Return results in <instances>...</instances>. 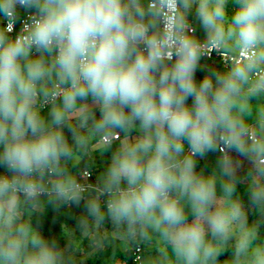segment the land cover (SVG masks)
I'll return each instance as SVG.
<instances>
[{"label": "clouds", "instance_id": "9594fccd", "mask_svg": "<svg viewBox=\"0 0 264 264\" xmlns=\"http://www.w3.org/2000/svg\"><path fill=\"white\" fill-rule=\"evenodd\" d=\"M233 3L0 0V264H82L84 240L89 255L144 242L147 264H264V219L237 193L242 158L264 218V0ZM213 52L224 70L197 80ZM114 143L95 184L71 171ZM210 152L216 167L197 171ZM82 200L68 247L33 227L45 202Z\"/></svg>", "mask_w": 264, "mask_h": 264}, {"label": "rangeland", "instance_id": "374dc122", "mask_svg": "<svg viewBox=\"0 0 264 264\" xmlns=\"http://www.w3.org/2000/svg\"><path fill=\"white\" fill-rule=\"evenodd\" d=\"M235 4L233 3V0H229V4L227 6L229 15L232 14V10L234 9ZM196 28H197V36L200 39L204 38V32L203 29L199 26L198 22L196 21ZM189 104H191V100L188 101ZM258 107H264V104L257 105ZM256 106V107H257ZM49 109L42 110V115L47 117ZM133 135H136V133H133ZM117 144L114 143L112 148L107 149L103 152L96 151L92 154V158L88 159L85 157L82 159L78 165L75 167H72L70 165L71 171L74 173L77 171L79 167H82L83 165H88L91 167V169L95 170L96 178L98 177L106 170L110 159L112 152L115 150ZM242 160V166L238 170V175L240 177L239 183L237 184V193L239 194L242 202L244 203L246 209L248 210V220L249 223H252L254 221L264 219L260 216V214L250 205V199H249V192L247 188V179H246V173L248 170V162L246 160ZM201 169L204 170L205 174H209L213 171L214 168L212 166L206 167H200L197 171H200ZM218 189V195L220 194L219 185H217ZM43 199V198H42ZM85 204V203H84ZM59 211H66V209L61 206H56L54 204H48L45 202L44 208L41 212L33 213L31 216V223L34 228H36L38 231L42 233V235L46 239H55L59 246L61 248H66L69 245V233H72L75 237H80V231L78 228V221L75 222L73 225H67L65 222L62 221V219L56 215ZM68 217L72 218L71 215L66 214ZM84 215V214H83ZM81 217V216H80ZM105 228L109 231L112 230V225L110 220L106 219L105 222ZM260 236L262 239H264V224L261 225L260 228ZM143 245L145 249L144 254V263L147 264V261L150 256H155L156 250L155 248H150L147 244L144 242H139ZM136 243L130 244L127 248H124L121 246V243L119 241H115L113 245L107 246L104 250L98 251L92 255H89V252L91 249L88 247V241L84 240L81 242L80 247L84 249V253H77V259L82 261V264H129L130 254L132 251L133 245ZM233 249H228L224 254H222L219 257V260L223 262L224 260L231 257Z\"/></svg>", "mask_w": 264, "mask_h": 264}, {"label": "built area", "instance_id": "2783aa9c", "mask_svg": "<svg viewBox=\"0 0 264 264\" xmlns=\"http://www.w3.org/2000/svg\"><path fill=\"white\" fill-rule=\"evenodd\" d=\"M19 12H20V19L16 21V23L14 25V29L10 33V35L13 36V37L18 34V32L20 31V29L23 26V21L27 18V15H28V13L25 12L23 9H20ZM4 23H5V26H6V21ZM196 34H197V30H196ZM223 59L227 60V57H221V56L217 55L215 52H213L209 57H206V58L202 59L201 60V64L204 66V68H207V61H209V62H212L215 65L220 66L224 70V61H223ZM46 109H48V108H45L44 110H46ZM185 146L187 148V145H185ZM216 153L219 154L218 152H216ZM232 154H235V153H232ZM84 172L89 173V175L86 178L82 177V173H84ZM5 173H6V170L1 172L0 174H5ZM77 178L78 179H83L84 183L95 184L97 182L96 173L90 167L82 168L78 172ZM104 199H106V198H102V201ZM81 202H85V201L82 200ZM72 205H75V204H72ZM72 205H67V206L71 207ZM144 254H145V250H144L143 245L140 244V243L134 244L133 247H132V251H131L130 259H129L131 264H143L144 263Z\"/></svg>", "mask_w": 264, "mask_h": 264}, {"label": "trees", "instance_id": "16d2710c", "mask_svg": "<svg viewBox=\"0 0 264 264\" xmlns=\"http://www.w3.org/2000/svg\"><path fill=\"white\" fill-rule=\"evenodd\" d=\"M207 70H221L222 71L223 69L220 66L207 61V68H205V71H199V70L197 71L196 73L197 80L202 79ZM253 104H254V107H256L259 104H264V101L259 102V104L254 101ZM97 115H99L98 111H97ZM65 133L68 136L69 141L71 142V134L67 131V129H65ZM63 207L66 209V211L64 212L59 211L58 213H56V215L59 216L62 219V221L65 222V224L67 225H73L75 222L78 221L79 217L84 214L80 210L79 208L80 206L72 205L71 207H68L67 205H63ZM66 214L71 215L72 218L68 217ZM129 264H131L130 261H129Z\"/></svg>", "mask_w": 264, "mask_h": 264}, {"label": "crops", "instance_id": "0c3cea01", "mask_svg": "<svg viewBox=\"0 0 264 264\" xmlns=\"http://www.w3.org/2000/svg\"><path fill=\"white\" fill-rule=\"evenodd\" d=\"M190 20L192 21L193 25L196 27V21L194 19V16L190 17ZM196 30H197V28H196ZM232 155H233L234 158H239V157H237L236 153L232 154ZM218 157H219V154H217L216 152H210L205 157L198 158L197 159V170L200 169V167H203V166H206V167H209V168H210V166H212V168H215L216 167V162L218 160ZM240 159H242V158H240ZM84 167H89V166L88 165H83L82 167H79L75 173L78 174V172ZM5 170L6 169H4L3 167H0V173L5 171ZM94 171H96V169ZM84 203L85 202H81L79 204V206H80L79 208L85 214L86 213V208H85V204Z\"/></svg>", "mask_w": 264, "mask_h": 264}]
</instances>
